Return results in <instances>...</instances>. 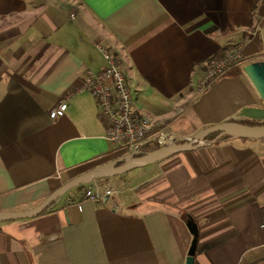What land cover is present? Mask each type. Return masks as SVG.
I'll use <instances>...</instances> for the list:
<instances>
[{"label": "crops", "instance_id": "obj_1", "mask_svg": "<svg viewBox=\"0 0 264 264\" xmlns=\"http://www.w3.org/2000/svg\"><path fill=\"white\" fill-rule=\"evenodd\" d=\"M96 44L116 57L134 109L178 138L222 120L264 124V104L239 70L264 58V0H0V210L30 207L129 152L104 137L86 89L48 116L86 69L106 65ZM232 47L242 63L198 90L205 66ZM137 167L1 220L0 264H182L188 218L192 264H264V137L229 135ZM95 185L117 193L84 196Z\"/></svg>", "mask_w": 264, "mask_h": 264}, {"label": "built area", "instance_id": "obj_2", "mask_svg": "<svg viewBox=\"0 0 264 264\" xmlns=\"http://www.w3.org/2000/svg\"><path fill=\"white\" fill-rule=\"evenodd\" d=\"M260 27V22H256L249 30L250 36L257 34ZM96 46L106 65L97 71L86 69L80 82L72 88H67L62 93V98L49 108L48 116L54 118L61 115L66 107L65 98L77 89H86L94 98L97 115L103 123L104 137L108 141L121 144L127 151H134L147 142L161 145L178 140L177 135L166 126L164 119L152 118L134 109L132 94L110 47L102 44ZM241 58L240 47L226 50L205 66L197 81V89H202L210 79L221 74L229 66L241 64ZM95 188V191L91 188L85 189L84 196L99 198L117 193L114 187H103L101 191L97 190L96 185ZM118 204L121 205V202ZM259 225L264 230V221Z\"/></svg>", "mask_w": 264, "mask_h": 264}, {"label": "water", "instance_id": "obj_3", "mask_svg": "<svg viewBox=\"0 0 264 264\" xmlns=\"http://www.w3.org/2000/svg\"><path fill=\"white\" fill-rule=\"evenodd\" d=\"M239 70L259 100L264 104V58L245 62L239 66ZM214 131L218 132L214 137L211 139L205 138L206 135ZM219 134L260 138L264 137V124H248L231 119L222 120L199 128L195 132L183 137L184 140L182 141L176 140L170 143L157 145L156 147L147 150L138 149L129 151L119 156L116 160H113L106 166L95 167L76 174L51 190L46 196L30 207L0 210V221L35 215L39 213L60 192H63L70 186L77 184L84 179L121 173L126 169L162 159L175 151L189 149L211 142ZM186 226L191 234V239L186 249L182 264H192L196 228L194 222L190 220V218L186 220Z\"/></svg>", "mask_w": 264, "mask_h": 264}, {"label": "trees", "instance_id": "obj_4", "mask_svg": "<svg viewBox=\"0 0 264 264\" xmlns=\"http://www.w3.org/2000/svg\"><path fill=\"white\" fill-rule=\"evenodd\" d=\"M218 55H213V56H211V59H213V58H215V57H217ZM218 132L217 131H214V132H212V133H210V134H208V135H206L205 136V138L206 139H211L212 137H214L216 134H217ZM226 136H229L228 134H219L213 141H211L212 143H215V142H218V141H221L223 138H225ZM182 140H184V138H179L178 139V141H182ZM157 146V144H153L150 148H154V147H156ZM50 203H48L41 211H44L47 207H48V205H49ZM40 211V212H41Z\"/></svg>", "mask_w": 264, "mask_h": 264}, {"label": "rangeland", "instance_id": "obj_5", "mask_svg": "<svg viewBox=\"0 0 264 264\" xmlns=\"http://www.w3.org/2000/svg\"><path fill=\"white\" fill-rule=\"evenodd\" d=\"M149 147V146H148ZM147 146H146V148H148ZM138 168L139 167H132V168H130V169H127V170H125L124 172V174H126V176H128L129 178H131L132 176V174H134V173H137L138 172Z\"/></svg>", "mask_w": 264, "mask_h": 264}]
</instances>
